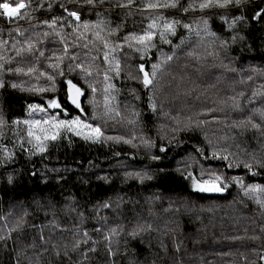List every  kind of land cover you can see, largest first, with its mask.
I'll return each mask as SVG.
<instances>
[{"label":"trees","instance_id":"1","mask_svg":"<svg viewBox=\"0 0 264 264\" xmlns=\"http://www.w3.org/2000/svg\"><path fill=\"white\" fill-rule=\"evenodd\" d=\"M24 1L28 6L18 16L7 18L0 9V39L15 40L19 31L37 32L32 50L27 46L22 54L44 66L52 50L58 48L64 75L50 68L56 85L54 91L47 92H33L27 85L11 87L14 78H22L20 74L3 77L0 115L5 123L0 127V146L14 155L6 159L0 150V264H173L217 257L228 264H264V118L260 115L264 95L253 96L254 91L264 92V75L253 71L264 69V20L250 19L264 8V0H249L246 9L235 12L245 20L233 29L220 19L227 15L230 23L232 8L227 12L217 8L200 11L198 6L194 11L183 10L189 3L198 5L199 0H179L178 8L166 9L145 7L166 0H133L129 8L117 7L127 0H104L102 5L96 0L95 8L84 0ZM4 2L13 0H0ZM71 11H78L81 20L70 17ZM158 16L179 21L176 35L167 37L171 44H162L157 36L156 47L142 57L127 47L123 37L141 33L150 18ZM53 19H57L54 28L58 34L53 32L38 41ZM98 20L106 22L101 36L110 46L124 45L115 54L120 75L108 72L118 89L110 93L115 97L111 100L113 111H106L104 103L108 65L103 41L94 43L95 30L82 27L84 21L92 25ZM204 20L219 37L214 43L203 31L200 37L196 35ZM183 24H190L192 31ZM111 29L115 31L109 35ZM72 31L82 37L95 57L92 78L84 77L78 69L69 70L74 61L83 63L76 61L79 47L71 43ZM232 36L237 37L235 43ZM220 40L228 41L226 51L220 48ZM63 47H67L66 56ZM41 52L44 55L39 61ZM165 55L174 58L162 64L155 87L144 88L135 78L136 68L147 60L146 69L151 71V64L163 61ZM68 79L87 93L83 113L67 103L61 81ZM89 84L100 94L95 103ZM149 96L155 111L149 107ZM52 98L62 99L67 115L60 110L40 112L28 107L40 104L47 108ZM233 98L239 108L234 107ZM76 115L99 124L105 137L122 139L94 143L63 132L58 140L48 143L46 152L34 153L22 121ZM249 120L260 129L253 128ZM161 147L166 151L160 152ZM214 152L228 159L213 158ZM245 163L252 165L250 170ZM202 171L204 179L209 171L221 176L226 190L220 194L192 191L188 175L200 179ZM233 177H239L242 184ZM250 185H259L260 190L253 191ZM118 199L123 210L138 212L142 228L133 238L121 226L111 245L101 236L100 213Z\"/></svg>","mask_w":264,"mask_h":264},{"label":"snow or ice","instance_id":"2","mask_svg":"<svg viewBox=\"0 0 264 264\" xmlns=\"http://www.w3.org/2000/svg\"><path fill=\"white\" fill-rule=\"evenodd\" d=\"M70 3L73 2V0H69ZM85 4L88 6H91L93 8L97 7L96 0H84ZM104 3V0H99V4L102 5ZM133 3V0H127V3H118L117 7L119 8H129ZM249 3V0H199L198 5L195 3H189L188 7H185L183 10L185 12H188L190 9L195 10L198 6L200 11H204L205 9H211V8H217L220 10H224L227 12L228 9L232 8L234 11L232 13V19L229 23L228 16L223 15L220 17L221 21L227 25L229 29H233L234 26L239 23L243 22L245 20L244 15H235V12H241L242 9H246L247 4ZM13 4L15 6H13ZM28 5L24 3V0H13V3H0V9L3 10V15H6L8 17H15L18 16L21 9H25ZM63 7V5H61ZM179 6V0H166L164 3H147L145 5L148 9H160V8H178ZM51 7V5H49ZM67 11V9H65ZM70 17H74L76 21L81 20V16L78 11H71L68 13ZM99 13H97V16L99 17ZM250 19L259 22L261 20H264V8H261L259 11L254 12L250 16ZM159 21V22H158ZM47 23V22H45ZM57 23V19H53V21L49 24L50 28H54V26ZM106 22L98 20L95 24L90 25L88 21H84L82 27L87 30L90 27L95 29L94 35L98 40L103 41V47L105 49L104 51V62L108 65V68L105 71L104 75V81H105V87H104V103H105V109L106 111H113L111 108V100L115 99V97L110 96V93L112 91H118V89L115 88V85L112 84L110 81L112 77L108 75V72H114L116 76L120 75L121 71V65L120 60L116 58V52L118 49H121L124 47L123 44H116L110 46L108 41L104 39L101 36V32L104 30L102 25H104ZM179 24V21L176 20H168L163 16H158L156 18H150V22L148 23L147 27L141 32V33H135L131 32L128 35L123 37L124 43L127 44V47L129 49H133L136 52L141 53L142 57L146 56L148 51L151 48L156 47L154 40L159 37L162 44H171V40H169L167 37L169 35L175 36L176 35V27ZM81 25L78 23L77 28H80ZM119 27V26H118ZM182 27L184 29H187L189 32L192 31V26L190 24H183ZM114 29L109 30V35H111L112 32H114ZM201 31L209 38V40L214 43L215 40L219 39L217 37V34L213 31H211L209 27L208 20L203 21V28L197 29L196 35L198 37L201 36ZM45 35H48V33H45ZM240 39H243L241 37ZM231 40L233 43L236 42L237 37L232 36ZM183 38H181V44H183ZM220 48L224 49L225 51L228 48V41L227 40H220L219 41ZM32 43H28V51L32 50ZM174 47H179V45H176ZM64 52L67 53V47H65ZM215 54V53H212ZM44 53L41 52V56H43ZM174 58V56L165 55V59L158 63H152L151 64V71H148L146 69V65L149 63L147 60H143L138 67L136 68V71L138 75L135 77L136 79H139L142 83V86L144 88H150L155 87L156 84V76L158 75L159 71L162 68V64L167 63L168 61H171ZM73 59H76L73 57ZM95 59V57H93ZM55 63L49 64L48 67L57 70V73L63 77L64 72L61 68V63L63 61L62 56H56L55 57ZM225 68H227V65H223ZM79 70L80 72L84 73L86 77H90L92 75L90 68H85L82 64H76L75 66L69 65L70 71H76ZM17 72L23 71L20 68L16 69ZM36 71V69L29 67L28 68V74L33 73ZM253 71H259L262 75H264V69H253ZM40 76H45V73H40ZM47 81L52 83L53 87L51 89H44V88H32L30 89L33 92H47V91H54L55 90V77L54 75H47L46 76ZM249 80L252 79L251 76L248 77ZM0 87H4V83L0 81ZM11 87L17 88L18 85L12 84ZM61 87H66V96L67 101L70 102L71 105L75 106V109H79L81 113L85 111V109L82 107V97L87 95V93L80 87L77 86V84L73 83L71 79L68 80H62L61 81ZM264 87V86H262ZM89 88L91 89L92 93L95 94L96 89L89 84ZM134 91V90H133ZM264 95V92L258 93L256 91L253 92V96L256 95ZM243 95V93H241ZM136 99H139V96H135ZM234 107L239 108V104L235 102V98H233ZM29 109H32L34 111H40V112H46L48 109H55L60 110L61 113L67 115L68 109L65 107L64 102L62 99L59 98H52L47 101V108L42 107L40 104H30L28 105ZM149 107L155 111L156 105L152 101V97L149 96ZM132 115L139 116V113L133 112ZM261 117L264 118V112L260 113ZM96 116L93 115L92 120H95ZM4 119L3 116L0 115V127L4 125ZM15 124L21 123V121H13ZM24 125L27 126V142L32 145L33 151L44 153L47 151V145L48 143L52 141H56L60 138L61 134L63 132H71L76 136L82 137L86 141H92L94 143L100 142L104 139L107 140H120L121 137H105L104 131L102 127L99 124H93L88 122L85 119H82L80 115H76L71 117L70 119H59V116H50L47 119L43 120H24L22 121ZM130 123H135V121H130ZM241 123H244L243 121ZM248 123H251V126L253 128L260 129V125L252 123L251 120L248 121ZM125 143H130V141H124ZM147 143V142H146ZM22 146V145H21ZM151 146V145H149ZM0 150H3L6 153L5 158L6 159H12L13 153L8 152L6 147L0 146ZM160 152H165L166 149L164 147H161ZM200 151V150H197ZM213 158H219L223 160H227L228 156H218L217 153H213ZM153 159H159V157H153ZM232 164H229L228 167H232ZM239 166V165H237ZM244 167L246 169H251L252 165L249 163H245ZM261 167H264V164H261ZM131 175V174H130ZM136 176L140 177L139 173L135 174ZM204 172L201 173V178L197 179L196 177L192 176L191 173H189L188 178L192 181V187L200 192H223L226 190V186H223L221 183V176L216 175L214 172H210L208 174V178L204 179ZM9 182H11L12 178L9 177ZM141 180H143V177H140ZM233 181L236 183L242 184V181L239 177H233ZM249 189L256 191L260 190L259 185H250ZM107 207V205H105ZM22 222V220L20 221ZM112 232H115V229H112ZM85 235H87L85 233ZM133 238L137 235L136 231H133L130 234Z\"/></svg>","mask_w":264,"mask_h":264},{"label":"rangeland","instance_id":"3","mask_svg":"<svg viewBox=\"0 0 264 264\" xmlns=\"http://www.w3.org/2000/svg\"><path fill=\"white\" fill-rule=\"evenodd\" d=\"M26 4V2L24 1ZM3 11V10H2ZM6 16V15H5ZM7 18H10L6 16ZM12 18V17H11ZM55 28H50L45 32H42L43 35L38 37V41L44 40L46 37L51 36L53 32L58 34ZM95 29H92L94 31ZM32 31H19V37L15 40H5L2 41L0 39V81L3 82V77L10 75L13 76L14 74H20L22 78H14L13 83L16 85H22V86H30L32 88H42V87H48L53 86L52 83L47 81L46 76L51 75V72L48 71L50 68L48 67L49 64L55 63V57L60 56V50L58 48H55L51 52V58L49 61H47L44 66H41L36 58L30 57L29 59H26L25 56L22 54V50H24L28 43L35 39L37 32ZM45 33H48V35H45ZM61 38V37H59ZM71 43L73 45L78 46L77 49L79 51L78 53V60L77 62H83L82 65L85 68L91 69V64L96 65V60L93 59V53L92 51L82 42V37L76 32L72 31V39ZM94 43H98L97 38H94ZM65 47H63V56H66V53L64 52ZM37 50V47H35L34 52ZM11 55V56H10ZM43 56L40 54L39 61L42 60ZM74 61V65H76ZM32 67L36 69L31 74H28V68ZM46 67V68H45ZM20 68L23 71L17 72L16 69ZM98 71L101 72L100 67H97ZM92 72V71H91ZM40 73H45V76H40ZM93 74V72H92ZM84 77L85 74L82 73ZM88 78H92V75ZM56 85V81H55ZM96 89V88H95ZM100 94H98V90L96 89L95 94L91 93V99L92 102L95 103L96 99L98 98ZM189 179V178H188ZM189 181V187L192 191L200 192L192 187V181L191 179ZM200 193H206V194H220L221 192H200ZM107 210V211H106ZM106 210H103L100 213V219H101V236L105 241L110 242L111 245L114 244L116 236L118 235V232L120 230V227H124L126 230V233L130 235L133 231H140L142 228V220L140 215L136 210L131 211H125L121 207V200H115L111 203L107 204ZM112 229H115V232H112ZM173 264H228L221 258H216L213 261H207V260H195V261H182V262H175Z\"/></svg>","mask_w":264,"mask_h":264},{"label":"water","instance_id":"4","mask_svg":"<svg viewBox=\"0 0 264 264\" xmlns=\"http://www.w3.org/2000/svg\"><path fill=\"white\" fill-rule=\"evenodd\" d=\"M73 83H74V82H73ZM77 86H78V85H77ZM78 87H79V86H78ZM80 88H81V87H80ZM84 97H85V96H84ZM84 97H82V102H83ZM67 103L69 104V106L75 108V106H74V105H71L70 102L67 101Z\"/></svg>","mask_w":264,"mask_h":264}]
</instances>
